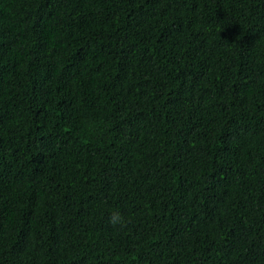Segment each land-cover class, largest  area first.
<instances>
[{
  "label": "trees",
  "instance_id": "trees-1",
  "mask_svg": "<svg viewBox=\"0 0 264 264\" xmlns=\"http://www.w3.org/2000/svg\"><path fill=\"white\" fill-rule=\"evenodd\" d=\"M0 264H264V0H0Z\"/></svg>",
  "mask_w": 264,
  "mask_h": 264
},
{
  "label": "clouds",
  "instance_id": "clouds-1",
  "mask_svg": "<svg viewBox=\"0 0 264 264\" xmlns=\"http://www.w3.org/2000/svg\"><path fill=\"white\" fill-rule=\"evenodd\" d=\"M109 222L113 226H123L126 223L125 219L119 213H113L109 217Z\"/></svg>",
  "mask_w": 264,
  "mask_h": 264
}]
</instances>
